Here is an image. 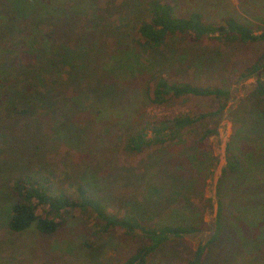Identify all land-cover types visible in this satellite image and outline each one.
<instances>
[{
    "label": "rangeland",
    "instance_id": "obj_1",
    "mask_svg": "<svg viewBox=\"0 0 264 264\" xmlns=\"http://www.w3.org/2000/svg\"><path fill=\"white\" fill-rule=\"evenodd\" d=\"M166 1L181 17L199 12L205 21L219 24L225 17L233 16L256 33L264 29V0ZM80 2L42 0L66 15L75 9L84 10L81 18L58 21L55 37L60 52L69 51L67 55L72 59L78 57L76 54L89 55L88 65L75 75L77 71L69 66L62 67L66 81L51 94L74 91L77 82L81 86L90 83L89 87L98 93L103 87L114 86L101 73L107 53L120 43L130 49L132 29L141 17L145 18L146 0H111L109 6L103 1L98 2L99 9ZM29 6L30 0H0V28L6 27L3 32H7L8 43L21 42L26 33L24 27L18 29L17 23L11 22L9 11H21ZM105 6L108 10H100ZM88 20L95 22L99 29L93 31L92 25L84 23ZM113 24L127 25L114 31ZM90 48H94L93 54L87 50ZM263 51L262 43L241 45L213 38L196 42L189 36L169 39L159 53L152 55L167 77L198 86L220 87L228 90L229 95L225 99L183 97L159 108L141 105L144 113L158 118L183 114L207 116L195 130L185 131L180 139L143 154L127 156L122 150V130L104 122L93 119L82 122L71 116L74 121H66L60 127L64 120L60 115L65 108L54 96L50 103L49 96L35 107L30 117L14 120L1 117L0 264H122L140 243L138 236H127L122 230L95 238L92 235L94 219L83 217L78 209L52 234L40 233L34 225L20 233L12 232L8 228L10 204L14 202L11 186L22 169L53 173L57 185L69 189L71 194L81 184L82 174H90L95 195L117 203L118 198L113 199L115 195L120 198L143 195L146 186L138 178L144 174V168L155 163L162 170V176L176 175L187 185L178 205L189 203L196 221L203 227L200 233L161 248L148 259V264H186L196 248L213 236L219 202L224 233L203 264H264V115L255 91L258 80L264 84V72L244 80L238 78ZM68 74L78 77L67 79ZM146 84L145 78L136 79L131 82L132 92L116 86L118 94L114 95L113 106L119 107L128 95L142 90ZM206 128L215 129L216 133L201 143L199 135ZM66 129H69L68 140L62 134ZM202 153L214 158L208 171L200 174L194 166L197 161L191 162L190 158L196 154L201 162ZM230 155H235L241 163L236 174L227 171ZM130 168L136 171L133 178ZM154 168L146 169L153 171ZM206 174L208 178L202 182V175ZM45 212L46 208L37 210L41 217Z\"/></svg>",
    "mask_w": 264,
    "mask_h": 264
},
{
    "label": "trees",
    "instance_id": "obj_2",
    "mask_svg": "<svg viewBox=\"0 0 264 264\" xmlns=\"http://www.w3.org/2000/svg\"><path fill=\"white\" fill-rule=\"evenodd\" d=\"M81 1L80 3H85L86 6L93 4L98 9L100 6L98 2L104 1L106 6L111 2V0ZM106 6L100 10H108ZM82 10L75 9L66 15V12L60 9L48 7L42 0H30L27 9L9 11L11 22L17 23V28L24 27L26 33L21 42L8 43L5 35L7 32H3L6 27L0 28V37L1 34L5 35L0 38V118L14 120L30 117L35 107L40 106L49 96L50 103L54 96V99L60 105L63 103L65 108L60 115L64 119L59 122L60 127H63L66 121H74L72 117L82 122L85 119L104 122L122 130V150L127 156L143 154L147 150L180 139L185 131L195 130L207 116L193 117L183 114L158 118L144 113L141 105L159 108L183 97L225 99L229 95L228 90L220 87L198 86L167 77L161 70L162 67H159L158 61L152 60V55L159 53L169 39L189 36L196 42L204 38H213L241 45L264 44V29L256 33L233 16L225 17L219 24H213L205 21L199 12L182 17L177 15L175 7L169 1L146 0L143 8L145 18L141 17L132 29L133 35L130 40L132 47L126 49L127 46L120 43V46L108 51L106 56L108 59L102 66V75L114 86L103 87V91L98 93L89 87L90 83L81 86L77 82L74 91L69 89L63 94H51L55 87L66 81L62 67L69 66L72 71H77L75 75L88 65L86 58L89 55L76 54L79 58L72 59L67 55L69 51L60 52L61 47L55 37L58 36L56 23L60 20L81 18L80 14L84 11ZM107 12L110 15V10ZM84 23L92 25L93 31L99 29L95 22L88 20ZM126 25L113 24L111 29L117 31L124 29ZM87 50L91 54L94 53V48ZM262 72L264 51L255 63L238 75V78L244 80ZM74 75L68 74L67 79L71 76V79L78 77ZM138 78L147 80L145 87L128 95L119 107L113 106L114 95L118 94L116 86L129 90L132 87L131 82ZM120 81L126 84H121ZM255 91L264 115V84L259 80ZM49 106L52 108L53 105ZM1 130L0 123V138ZM68 132L69 129L62 131L67 140ZM215 133V129H204L200 132L199 142L203 143ZM202 154L201 162L198 161L196 154L190 158L191 162L197 161L194 166L198 167L200 174L204 170L208 171L214 158L208 153ZM240 166V160L235 155L228 157L229 173L236 174ZM151 167L156 169L153 171L146 169ZM146 168L144 174L138 178L140 183L146 186L143 195L140 198L137 195L121 196L122 198L115 195L113 199L118 198L117 203L108 202L107 199L95 195V185L90 183L93 179L90 174H82L81 184L75 187L74 194H71L69 189L57 185L53 173L38 169H22L12 181L11 192L14 195V202L10 204L8 228L12 232L20 233L34 225L40 233L52 234L64 225L72 211L78 209L83 217L94 219L92 235L95 238L99 239L115 230H122L127 236H138L139 245L122 264H148V259L161 248L188 235L200 233L203 225L196 221L194 209L189 203L178 205L180 197L187 191V185L176 175L162 176V170L156 163ZM131 170L133 178L136 171ZM111 177L115 178L113 175ZM207 178V174L202 175V182ZM219 193L220 186L217 189L218 197ZM38 208H46L44 217L37 214ZM223 233L224 218L222 204L219 202L213 236L208 242L196 248L186 264H203Z\"/></svg>",
    "mask_w": 264,
    "mask_h": 264
}]
</instances>
